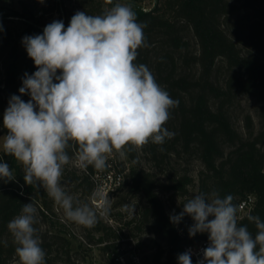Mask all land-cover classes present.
<instances>
[{"label":"trees","instance_id":"16d2710c","mask_svg":"<svg viewBox=\"0 0 264 264\" xmlns=\"http://www.w3.org/2000/svg\"><path fill=\"white\" fill-rule=\"evenodd\" d=\"M116 1L19 0V10L0 13V137L7 134L3 114L10 97L19 95L25 102L30 100L29 95L19 93V88L24 73L31 75L37 68L28 57L22 38L43 33L49 23L39 13L46 12L48 3H54L53 10L59 11V21L66 29L77 11L102 14ZM128 4L136 13L137 22L146 25L148 46L137 50L135 63L146 65L157 83L178 101L165 124L175 135L162 145L150 141L141 148H124L132 166L123 173V184L127 194L136 196L138 211L120 222L118 228L99 217L94 227L87 228L86 235L89 242L101 244L103 264H119L116 258L128 245L121 240L123 227L131 229L137 239L152 234L157 251L149 264H178L177 258L184 253L186 244L208 240L207 233L189 237L188 228L193 224L190 216L186 215L179 224L170 221V215L179 214L182 205L193 197V189H197L196 194L213 190L221 197L231 194L238 206V224L246 225L253 236L257 229L247 216L257 215L264 221V0H158L150 10L137 3ZM241 96L256 100L258 130L250 113L242 117L244 132L236 125L234 110ZM77 150L75 146L66 150L70 162ZM142 157L153 162V170L141 166ZM174 158L186 165L180 173L169 168ZM0 160L9 164L15 177L7 182L0 179V264L18 258L17 245L7 225L30 202L37 208L38 223L34 227L45 252L44 264H54L58 257L67 264H76L70 253L71 241L60 233L42 229L41 218L50 220L54 214V200L46 189L37 183L26 184L23 166L3 149ZM193 161L200 163L198 181L190 172ZM112 165L106 160L104 170ZM97 171L89 165L72 175L85 196L93 195L95 182L91 175ZM161 172L165 180L160 178ZM159 189L169 192L167 200L160 197ZM127 194L119 204H127ZM250 196L253 202L241 212L240 204ZM112 215L110 210L107 216ZM117 215L120 220L130 216L122 209ZM92 232L100 234L95 237ZM192 264H196L193 259Z\"/></svg>","mask_w":264,"mask_h":264},{"label":"clouds","instance_id":"9594fccd","mask_svg":"<svg viewBox=\"0 0 264 264\" xmlns=\"http://www.w3.org/2000/svg\"><path fill=\"white\" fill-rule=\"evenodd\" d=\"M145 27L130 4L117 3L102 14L77 11L66 29L62 21L54 20L42 34L22 38L37 70L24 73L19 88L30 100L19 95L9 99L3 114L7 134L0 137V147L23 166L26 184L42 185L67 220L86 228L107 216L110 204L104 199L100 207H93L65 192L61 177L71 159L66 150L75 146L81 167L102 170L114 150L124 155L129 145L141 148L150 141L162 145L175 135L165 124L178 101L146 65L135 63L137 50L148 46ZM0 179H15L3 160ZM233 201L231 194L221 197L216 190L199 193L182 205L179 214L170 215L174 225L186 215L192 218L189 237L208 234L209 244L197 264H264V221L247 216L257 229L253 236L246 225L238 224ZM36 213L33 203L24 204L7 225L19 264H44L45 252L34 227ZM177 259L178 264H192L190 250Z\"/></svg>","mask_w":264,"mask_h":264},{"label":"rangeland","instance_id":"374dc122","mask_svg":"<svg viewBox=\"0 0 264 264\" xmlns=\"http://www.w3.org/2000/svg\"><path fill=\"white\" fill-rule=\"evenodd\" d=\"M157 1L158 0H117L116 4L117 3L128 4V2L130 3L133 2L140 4L141 6L146 8H154ZM15 9L19 10V0H0V13L9 14L12 10ZM53 9H54V3L50 2L47 5V9L44 10L46 12L43 13V11H41L39 15H42L44 18H46L48 23H51L54 20H59L60 19L59 11ZM9 17L17 18L16 16H9ZM195 46H193L194 49L196 48ZM2 78H3V70L2 68H0V79ZM220 79L222 80L223 77ZM256 107H257V103L253 97H249V96L240 97L239 102L234 110V118L236 120V125L242 132L245 131L242 121V117L245 113H250L252 115L255 122V129L256 130L259 129L260 124L256 114ZM1 149L2 147H0V150ZM123 151H124V155H121L119 152L114 150L111 154L107 155V160L114 165V166L112 165L113 168L117 170L118 169L117 166H118L124 169L123 173L126 174L128 169L132 166V162L128 157L125 149H123ZM140 161L142 167L147 169L152 168V170L154 169L153 162L149 161L148 158L142 157ZM185 166L186 165H184V162L182 160H178L174 158L170 163L169 168L176 170L177 172L180 173ZM189 168L191 169L190 171L191 175L195 178L196 181H198V170L200 169V163L198 161H193L191 162ZM84 170L85 167H81L76 157H74L71 160V162H69V164L65 165L63 168L61 185L64 188L65 192L74 198V201H79L80 203H89L93 207H100L103 204L104 199H102L101 200L102 202L100 201V203L94 202L93 195L91 194L89 196H85L81 191V187L77 188L76 181L72 179V175L74 172L78 173ZM93 174L94 173H92L91 175V179H93L92 178ZM160 178L162 180H165L163 172H161ZM97 179L98 181L100 180V178ZM125 193L127 194V188L122 183L121 187H119L114 191H110L105 198L108 200L110 204V210L113 215L102 216V217L104 218L105 222L108 225H111L115 228L119 227L120 222L122 223L123 221L131 218L135 214V212L138 211L139 205L138 202L135 201L134 197L136 196L134 195L130 196V194H127V200H126L127 201L126 205L129 206V208H134V211L131 212L126 211L124 208L125 204L124 205L119 204L118 201L123 199ZM196 193H197V189L195 188L192 191V195L194 196ZM159 194L160 197L163 198L164 200H167V197L170 195L169 192H165L161 189H159ZM167 202L168 201H166V203ZM177 202H180V200H178ZM167 208L169 209L170 206L167 205ZM53 209H54V214L52 215L50 220L49 219L44 220L43 218H41L42 229L43 230L47 229L48 231L50 229V231H52V233L54 234L60 233L71 241L70 253L72 256V260L75 261L76 264H103V257L100 251L101 244L88 241V237L86 235L88 231L87 228L67 220L64 215L63 209L58 204H56L55 201H54ZM120 209L130 214V216H128L126 219L120 220L117 217L118 216L117 212L120 211ZM190 221L192 222V220ZM120 232L127 237H134L135 239H137L136 238L137 236L132 235L131 229L127 227H123L122 229H120ZM91 234L96 235L95 237H97L100 233L94 234V232H92ZM151 235L152 234H143L142 237H138V239H140L139 241L141 242V246H140L141 254L146 264L152 262L153 255L157 251L156 242L154 241V238H151L153 237ZM9 264H19L18 258H13L9 262ZM54 264H67V262H65L63 257H58Z\"/></svg>","mask_w":264,"mask_h":264},{"label":"built area","instance_id":"2783aa9c","mask_svg":"<svg viewBox=\"0 0 264 264\" xmlns=\"http://www.w3.org/2000/svg\"><path fill=\"white\" fill-rule=\"evenodd\" d=\"M143 8L145 10L152 9V8H146V7H143ZM92 178L95 182L93 200L94 202L100 203L102 199L106 198L107 194L110 191H114L122 186L124 176H123L122 171H119L113 167H110V169L108 170H104V169L98 170L92 176ZM97 178H100V180L98 181ZM252 202H253V197L250 196L247 200H244L240 204L239 210L241 212H244L250 207ZM120 236H121V240L123 242L128 243V245L126 246V248H124L125 251L116 258L117 262L119 264H146L141 254L140 245L138 243L139 240L135 239L134 237H127L121 232H120ZM208 244H209L208 240H202L197 243H189L183 247V252L190 250L191 258L197 264L198 260L203 259L202 250L206 248Z\"/></svg>","mask_w":264,"mask_h":264}]
</instances>
